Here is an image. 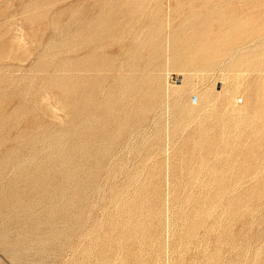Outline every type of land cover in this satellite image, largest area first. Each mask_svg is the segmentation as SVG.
I'll list each match as a JSON object with an SVG mask.
<instances>
[{"label": "rangeland", "instance_id": "374dc122", "mask_svg": "<svg viewBox=\"0 0 264 264\" xmlns=\"http://www.w3.org/2000/svg\"><path fill=\"white\" fill-rule=\"evenodd\" d=\"M0 264H264V0H0Z\"/></svg>", "mask_w": 264, "mask_h": 264}, {"label": "bare ground", "instance_id": "6f19581e", "mask_svg": "<svg viewBox=\"0 0 264 264\" xmlns=\"http://www.w3.org/2000/svg\"><path fill=\"white\" fill-rule=\"evenodd\" d=\"M32 80V79H31ZM33 83V82H32ZM19 85V84H18ZM29 91V90H28ZM27 95V94H26ZM45 100V99H44ZM61 117V116H60Z\"/></svg>", "mask_w": 264, "mask_h": 264}]
</instances>
